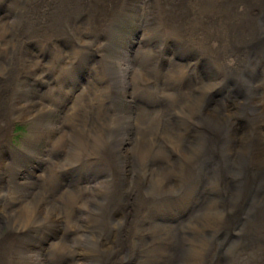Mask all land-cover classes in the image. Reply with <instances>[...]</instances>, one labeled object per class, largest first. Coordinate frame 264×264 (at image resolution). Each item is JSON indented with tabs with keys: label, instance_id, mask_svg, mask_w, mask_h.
<instances>
[{
	"label": "bare ground",
	"instance_id": "1",
	"mask_svg": "<svg viewBox=\"0 0 264 264\" xmlns=\"http://www.w3.org/2000/svg\"><path fill=\"white\" fill-rule=\"evenodd\" d=\"M134 1L0 0L5 6L0 12V84L13 88L11 95L0 92V264H30L24 256L34 257L36 264H120L129 259L158 264L164 255L180 257L190 238L198 245L186 264H233V239L220 236L214 248L215 238L234 233L242 218L246 245L254 252L247 264H264V210L253 216L254 210L264 209V0H137L145 54L112 69L124 85L129 75L138 80L130 82L142 101L136 115L122 117L115 111L116 77L98 63L90 65L88 75L87 60L99 41L104 52L101 38L114 25L113 11L124 8L125 15ZM165 2L168 8L162 10ZM24 42L36 46L26 48ZM169 42L177 47L166 64L163 48ZM19 47L20 58L28 63L32 52L46 63L51 87L31 115L37 141L29 150L34 154L41 145L45 166L40 174L41 167L30 170L34 178L22 182L18 170L30 158L8 149L13 119L24 118L31 105H15L20 85L16 68L37 71L42 61L15 65ZM202 61L208 66L199 72ZM149 95L155 101L145 99ZM53 113L62 116L60 131H50ZM123 119L134 126L154 119L155 132L151 126L146 132L155 136L161 127L178 144V149L159 150L146 172L162 177L154 198L141 197L147 187L139 181L141 175L117 165L131 157L133 144L125 145V153L112 144L107 153L113 156L107 158L76 155L95 138L115 142ZM85 130H90L88 138ZM157 136L150 140L158 141ZM253 152L258 169L257 159L250 162L256 165L251 170L242 168L243 154ZM83 170L91 179L66 180ZM198 213L206 214L205 221L188 229Z\"/></svg>",
	"mask_w": 264,
	"mask_h": 264
},
{
	"label": "rangeland",
	"instance_id": "2",
	"mask_svg": "<svg viewBox=\"0 0 264 264\" xmlns=\"http://www.w3.org/2000/svg\"><path fill=\"white\" fill-rule=\"evenodd\" d=\"M1 5L4 6V4L0 3V12L3 10ZM130 8H129V12L126 13L125 15H122L124 8L119 10L118 12H117V10L113 11L112 16H111V20L114 23V25L109 29V33H106V35L101 38L105 41V44H106L105 48H104V52L102 51L101 41L97 42L96 45L92 47V49L94 51V56L93 55L90 56V58L87 60V65L89 66V68H87V70H86L87 71L86 73H88V75H90V73H91L90 72V65L98 63L102 67H104L105 69L107 68L106 72L112 78L114 76L116 77V78H113L114 79L113 81L115 82V84H114L115 91L113 94L117 98V101H114V103H116V105H115L116 110L115 111L117 114L121 111L122 117H125L126 113L136 115L138 110H140V107L138 108L136 105H138L137 104L138 102L142 101V97L140 95L139 96L135 95L134 91L131 87V85H132L130 82L131 79L138 81L133 75H129L126 77V80H128V82L126 81V83L124 85L121 83V81H123V80L125 81V79H123L122 77L118 78V74H116V72H114L113 69H114V67H118L119 64H123V65L125 64L126 65L128 62H133L134 59H132V57H135L139 53H143L141 50L146 49V47H147L146 44L144 45L141 42L142 29H141L140 24L138 23V14L139 13L137 12L138 10L140 11V5L137 3V0H135L133 2V5ZM167 8H168V5L165 2V6L161 9L166 10ZM113 39H115V40H113ZM111 40L113 42H110ZM114 41L117 42L118 49L116 51L114 50V47H115ZM170 43L171 42L166 44L163 48V53H165L164 63H166V64L169 63L168 62L169 58L172 57L173 52H176V47H177L175 45L176 44L175 42H174L175 44H172V43L170 44ZM98 45H100V46H98ZM109 45L110 46L112 45V46L110 47ZM169 45H170V47H169ZM35 46H36V44H34L33 42H26V43L24 42V47H26V48L32 47V49H33V47H35ZM24 47H23V49H24ZM20 51H21V47L15 49V65H17L19 60L21 62H23V64L25 66H28L29 64L34 66V63L36 64V62L42 61L41 66L39 68L35 65L36 68L38 69L37 71H33L34 68H33V70L30 69L29 72H27L26 70H23V68H20V67L16 68L17 69L16 72L19 73L17 78L20 80V85L19 86L15 85V87L17 86L15 89V105H20V107L25 105L24 108L27 107L28 105H31L30 109L28 108L27 113H25L24 118L13 119V121H12V125H13L12 130L13 131L11 132L10 145H9V149H8V152L13 154V155H17V153L21 154V155L27 154V159L30 158V160L24 161L23 167L18 170L19 181L22 182V181H24V179L25 180H28V179L31 180V178H34L35 174H32V172L30 170L35 169L37 171V169L39 167H41L39 170V173H38V174H40V173H42L44 166H45L44 162L41 160V155H40L43 152L42 146L39 145V148L36 149L34 154L31 153V152H33L34 149L29 150L30 147L37 141V137H34V135L32 134L34 126L37 127V122L32 120L31 115H32V113H34V111L32 110V106L33 105H42L41 100H42V98H45L47 96V94L50 93L51 87L49 85V80L46 78V75H47V71L45 70L47 67L46 63L42 59H35V56H36L35 52H32L33 55H27L28 59L27 58L26 59L30 62V63H28L25 59L20 58V56H19ZM154 51H156V50H154ZM123 53L126 54L124 57L122 55ZM160 53H161V51H160ZM143 54H145V53H143ZM126 56H128L129 58H126ZM37 57H38V55H37ZM47 57H49V52L47 53ZM47 57H45V60L48 59ZM120 58L123 60H126V61H122ZM175 62L177 63L176 60H175ZM181 64H185L184 60ZM207 66H208V64L205 61L198 63L199 72H203L202 68L204 67V69H205ZM116 71H118V69ZM36 72L38 73L37 76L35 75ZM27 73H28V75H27ZM80 74L82 76H85V71L80 70ZM88 75L85 78V80L83 81V83H85V84L88 83V80H89ZM37 78H39V79H37ZM55 79L56 80L54 81L53 84L57 85V80H59V77L58 78L56 77ZM119 79H120V82L118 81ZM34 81L40 82L39 85L38 86L34 85ZM3 82H4V80H3ZM27 82H29V84ZM30 82H32V83H30ZM55 85H53V87H55ZM223 88L224 87L221 86L216 91L222 90ZM6 91H7V93H10V95H11L13 88L11 89V87H8V86L6 87L5 83L0 84V92H3L4 94H6ZM136 96H137L138 100H135ZM62 97L64 98V100L66 99V96H60L58 98H62ZM149 97H150V95L145 97V99L150 100ZM150 101H155V100L151 99ZM157 108H159V105ZM61 118H62V116L60 113L51 114V116L49 117V120L51 123H49V124H51L52 128H54V130H52V129L50 130L51 132H55L56 130L60 131V128L57 125L60 124ZM123 123H124L123 125L117 124V127L121 130L119 132V137H116L115 142H114V138H113V143L107 142L106 144H104L99 138H95L92 145H90V143H88V145H87L88 147L85 145L86 146L85 149L84 148L83 149L80 148L81 150L78 149L76 155H77V157H80V158H83L85 155L92 156L93 158H96V159L107 158L109 156H113L112 153H110V154L107 153L109 150V147L112 144H113V146H116V147L118 146L117 150H119V151L122 150L124 153L127 150V146H125V145H127L128 143L133 144L129 148L130 154L132 153L131 157L129 159H126L125 156L123 155L124 153H121L120 156L121 157L124 156V158H121V160L118 162L117 165H119V166L121 165L125 169L133 168L136 171L137 176L141 175L139 181H141L143 183L144 182L147 183V187L142 188L141 197L143 195L144 196H147V195L151 196L152 195L151 197L154 198V197H156V196H154V193H157V191H156L157 189L159 191V188L161 187V183L163 182V181H161L162 177L161 178H155L153 176H149V174H146V172L151 170L152 162L155 159L156 155H158L157 153L159 150L161 151L164 149L165 150L171 149L172 146H174L178 149V144L175 143V141H172L171 138L169 141L167 136L165 135L166 132L161 127H159L161 130L159 132L157 130L155 136H153L154 133L148 134L146 132L149 126H151V129L153 130L154 125H157V123L155 122L154 119H152L150 122H147L146 124L139 123L138 126L130 125L129 122L124 121V119H123ZM217 124L220 125L219 120H217ZM89 131L88 130L83 131V134H84V132L87 133V136H85L87 138H88ZM153 131L155 132V130H153ZM163 135H164V138H163ZM156 136L158 138V141H156V140L151 141L150 140V139L155 138ZM124 137H126V138H124ZM97 140H100L101 142L97 141ZM87 141H88V139H87ZM127 141H129V142H127ZM101 145H103V147ZM188 152L189 151H187V150H183L182 154H184V156L186 155L185 157H189L190 155L188 154ZM149 153H153L152 156H150ZM160 154L161 153H159V155ZM249 154H247V155L243 154L244 163L242 164V166H243L242 168H248L249 170H251V167L253 164L250 162H253L254 160L257 159V169H258L259 159L256 157L255 152H253L252 154L251 153H249ZM38 156H40V157H38ZM244 156H245V158H244ZM245 159H246V161H245ZM230 162H231L230 167L231 168L233 167L232 169L235 170V167L237 165V161L232 159V160H230ZM246 164H248V165H246ZM254 166H256V165H253V167ZM75 172L71 173L72 175L71 174L68 175L66 180L70 181V180H79L80 179V181H83V180L85 181V180H89V178H90L89 176H92L89 174H88L89 176L84 175V172L86 173V171H84V170L81 171V173H79V171H75ZM142 175H143V178H142ZM83 176H85V177H83ZM215 185L219 189H221L220 186H218L217 184H215ZM146 192H148V193H146ZM223 192L225 194V190H223ZM259 209L262 211L264 210L262 208H258L256 210H254L253 216L257 213V211ZM232 213H234V212H232ZM212 215H213V217H215V214H212ZM231 218H234V217H231ZM205 219H206L205 213H203L202 215H201V213H198L192 218V220L189 221L190 223L187 224L186 227L190 230H193L195 227L194 224H196L197 222H204ZM240 219L241 218H239V220ZM242 220H243V218H242ZM242 220H241L240 224H238L237 230L234 233H232L234 235L230 234L229 232H224L222 234H219L215 238L216 245L214 246V248L218 247L219 239L221 237H223L225 234H227L229 236V238L233 239V241H232L233 246H235V251L232 255V259H234L233 264H247L248 263L247 260L249 261L252 253H254L250 250L249 244H248V246L246 245L248 243V241L245 237V235L247 233V228H245V227L241 228ZM167 238H170V236H168ZM243 238H245V239H243ZM163 239H166V238H163ZM163 239H162V241H163ZM190 241H192V243H190L189 245H186V250L185 251L181 250V252H180L181 256L180 257H178V258L177 257H170V256L166 257L164 255V256H161L162 258L160 257V261H158V264H160V263L161 264H186L188 261V258H189L190 250L195 249L198 245L194 240H191V238H190ZM202 244H203L202 242L199 243L198 247H200V245H202ZM242 244H244V245H242ZM207 249H209L208 252H210L213 248L211 249L209 247ZM103 256L104 255H102V257ZM208 258H210V255H208ZM24 259L26 260V262H28L30 264H36L34 262L35 259L32 256H24ZM149 260H152V254L149 255ZM124 261L125 262H121L120 264H138V262H137L138 260L137 261L136 260L131 261V259H129V260H127L128 262H126V260H124ZM207 261H208V259H207Z\"/></svg>",
	"mask_w": 264,
	"mask_h": 264
}]
</instances>
